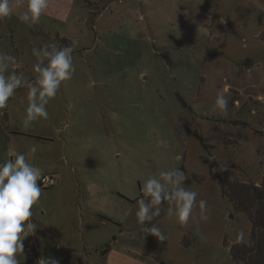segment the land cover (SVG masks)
Listing matches in <instances>:
<instances>
[{"label":"rangeland","instance_id":"1","mask_svg":"<svg viewBox=\"0 0 264 264\" xmlns=\"http://www.w3.org/2000/svg\"><path fill=\"white\" fill-rule=\"evenodd\" d=\"M23 10L0 20V52L18 62L9 73L34 79L32 50L48 44L73 48L75 72L47 105L66 113L67 123H58L62 134L45 119L27 129L21 119L12 122L22 132L56 135V144L15 134L11 142L0 130V163L16 141L28 153L35 146L32 160L43 163L61 153L60 135L70 139L68 183L42 188L32 209L37 228L23 241L20 264H38L42 257L89 264L85 253L96 247L72 237L80 233L78 209L88 211L73 178L82 187L92 182L112 190L113 239L138 248L149 264H243L231 248L249 241L252 224L223 195V186L228 192L263 180L264 0H50L31 26L19 21ZM222 91L226 112L215 106ZM10 100L28 105L27 88ZM173 168L185 172L197 205L181 223L163 203L161 215L147 225L161 229L160 241L144 236L137 201L146 179ZM201 199L207 221L199 217ZM51 234L63 237L54 241Z\"/></svg>","mask_w":264,"mask_h":264},{"label":"clouds","instance_id":"2","mask_svg":"<svg viewBox=\"0 0 264 264\" xmlns=\"http://www.w3.org/2000/svg\"><path fill=\"white\" fill-rule=\"evenodd\" d=\"M49 6L50 0H0V20L23 8L18 16L19 21L29 26L36 25ZM72 53L71 46L58 48L55 44H48L33 48L32 55L37 60L33 65L36 75L29 80L23 73H9L10 67H18V62L15 57L0 52V110L7 107L18 89L26 87L28 105L22 126L27 129L34 122L47 119V105L57 96L62 83L72 79L75 72ZM223 91L218 94L215 106L226 112L229 101ZM35 152V146L29 153L16 152L10 147L9 159L0 163V264H20L17 257L23 252V241L37 228L31 217L33 206L42 195L39 182L43 173L29 160V156ZM217 170L213 169V172ZM186 180L184 171L173 168L160 172L159 178L151 177L143 182V198L137 201L136 217L144 236L165 240L159 227L154 224L147 226L154 217L161 215L160 206L165 202L169 217L175 216L181 223L189 220L197 205V192L185 186ZM198 207L200 219L207 221V201L199 200ZM38 264H58V261L42 257Z\"/></svg>","mask_w":264,"mask_h":264},{"label":"crops","instance_id":"3","mask_svg":"<svg viewBox=\"0 0 264 264\" xmlns=\"http://www.w3.org/2000/svg\"><path fill=\"white\" fill-rule=\"evenodd\" d=\"M17 104H13V101L10 100L7 107L1 110L0 130L3 132V136L5 137L7 135L11 142L13 138L12 136L15 134L16 136H24L27 139L29 138L30 140L36 142L39 141L42 144H56L57 138L55 137V134L61 132V130H59L58 123H67L64 117V115L66 116V113L64 112L65 114H60V108H51L52 110L47 108V111L50 112V114L48 115V118L45 119V124L48 128H51V131L55 132V136L53 137L46 136L45 134L22 132L17 128H14V130L12 128V122L16 119H23L27 103L19 102ZM51 111L53 112L51 113ZM70 127V124H66V129ZM64 132L65 126L63 128V133ZM1 138L2 137H0V142L2 140ZM58 140H60L63 145L60 147L61 153L58 157H56V159L53 157L47 159L43 163H35L32 160L33 156L30 155L29 160L33 164L40 167L43 174L53 175L57 179V185L55 187L59 186L61 188L63 185L68 183L69 174L72 169L70 170L71 162L67 154L70 139L66 138L64 135H60ZM26 149L27 146L24 144L18 143L17 141L14 143V150L16 152L28 153ZM73 180L74 183L80 187L78 191L84 194L86 209H88V211L82 208L78 209L80 214V226L78 231L80 233L79 235H72V237L76 239V242H79L85 247H96L95 253H89L87 251L85 253L88 257L89 264H149L148 261H151V258L141 253L138 248L130 245L129 243H124L125 245L119 246V242L113 239L112 231L109 228L111 220L108 209V204L113 200L114 194L112 190H108V188L104 187L102 184L95 186L92 182L85 183L87 186L82 187L79 179L73 178ZM82 196L83 195H78L77 199H81ZM96 201H100L99 206H97ZM78 207H80L79 203L77 204V208ZM51 235L54 241H58L61 237H63V235ZM65 239L67 238L65 237L64 240ZM108 247L109 250L105 251Z\"/></svg>","mask_w":264,"mask_h":264},{"label":"trees","instance_id":"4","mask_svg":"<svg viewBox=\"0 0 264 264\" xmlns=\"http://www.w3.org/2000/svg\"><path fill=\"white\" fill-rule=\"evenodd\" d=\"M226 188L223 186V195L238 212L244 213L252 224L249 241L234 245L231 254L234 260L243 264H264V170L263 180L259 186L248 185L228 192ZM108 250L109 247L105 251Z\"/></svg>","mask_w":264,"mask_h":264},{"label":"built area","instance_id":"5","mask_svg":"<svg viewBox=\"0 0 264 264\" xmlns=\"http://www.w3.org/2000/svg\"><path fill=\"white\" fill-rule=\"evenodd\" d=\"M43 189L54 188L57 185V179L50 174H43L39 182Z\"/></svg>","mask_w":264,"mask_h":264}]
</instances>
